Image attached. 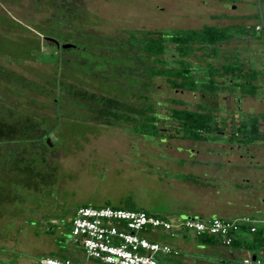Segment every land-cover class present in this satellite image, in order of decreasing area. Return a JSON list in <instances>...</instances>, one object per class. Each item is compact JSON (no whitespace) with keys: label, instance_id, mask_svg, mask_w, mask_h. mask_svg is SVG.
<instances>
[{"label":"rangeland","instance_id":"374dc122","mask_svg":"<svg viewBox=\"0 0 264 264\" xmlns=\"http://www.w3.org/2000/svg\"><path fill=\"white\" fill-rule=\"evenodd\" d=\"M0 15L26 26L22 32L0 27L1 38L7 40L1 41L7 54L5 48H0V105L35 116L48 131L45 136L41 133V142L47 146L39 153L43 164H39L41 159L35 151L11 154L5 149L16 144L0 142V188L5 192V196L1 193L5 202L0 207V264H36L44 256V244L37 243L34 234L55 239L58 253H68L71 248L79 252L65 218L80 206L144 209L175 225L187 217L181 214L193 215L194 209H202V218H209L212 206L193 196L187 184L203 185L205 174L197 178L189 175L185 160L170 154L175 145H191L180 138L179 124L171 118V109L195 112L198 106L204 107L212 114L216 127L224 131L206 135L208 142H239L256 155L264 168V139L249 142L243 137L250 130L252 118L264 114V35L255 30L260 16L264 20V0H0ZM204 26H232L227 30L232 37L218 47L216 60L210 61L203 52H195L188 60L192 67L204 68L192 72L199 81L208 75L207 62L214 63L221 88L216 94L171 89L165 78L143 73L163 65L134 60L137 52L130 42L136 31L157 36L160 32L165 38L175 30ZM43 37L77 49L55 50L53 44L47 46ZM29 39L40 42V51L30 53L34 58L19 60L10 53L13 43L24 44ZM173 55L176 53L171 48L168 65H174ZM55 56L61 70L80 75L93 86L87 88L90 93L97 89L96 95L101 96L99 89H108L101 84L113 85L119 91H110L112 98L105 105L68 92L57 93L52 102L11 83V74L30 81H41L53 74L44 62ZM235 60L245 70L237 81L252 82L258 87L256 97L243 96L237 88L230 90L233 75H224L222 64ZM258 128L262 132L264 124ZM48 139L51 147L46 143ZM175 150L181 152L179 148ZM173 165L176 169L171 168ZM232 190L219 193L216 203H225L227 198L229 211L237 214L221 218L248 216L256 228L254 233L245 227L236 234L242 245L235 248L238 253L233 259L221 250L214 251V257L210 249L201 251L204 246H200L194 232L182 227L171 232L155 230L163 236L161 242L179 251L177 257H160L167 258L169 264L183 260L244 264V259L255 264L252 255L260 251L264 264V243L257 242L264 240L263 200H249L242 192Z\"/></svg>","mask_w":264,"mask_h":264},{"label":"trees","instance_id":"16d2710c","mask_svg":"<svg viewBox=\"0 0 264 264\" xmlns=\"http://www.w3.org/2000/svg\"><path fill=\"white\" fill-rule=\"evenodd\" d=\"M2 1L17 2V0ZM24 26L25 25H19L18 22L13 23L6 16L3 17L2 15H0V27L2 28L5 27V29L7 30L14 29L16 31L22 32V30L26 29V26ZM228 28H232V26H227L224 28L204 26L201 29L197 30L179 29L167 33L165 38L162 37V34L160 32L159 36H157L156 33L149 31L139 32L141 37H137L139 36V34L136 31L134 35H131V39L133 42H130V45L132 49H136L137 52L135 53L136 58L134 60L143 63L152 61L158 66L163 65L164 68L143 70V73L146 76L148 74L147 72H149L150 77L165 78L170 88L174 90H182L187 92L199 91L201 93L216 94L217 92L221 91V88L218 86L220 75L217 73L214 63L210 61H214L219 57L218 47L231 39L232 34L227 31ZM35 29L39 30L38 32H40V29L38 27H35ZM44 38L45 37H43V39ZM1 41L7 42V40H3L0 36V48H2L3 50L5 47L2 46L3 43L1 44ZM39 43L40 42L38 39H29L24 44L13 43L15 45H13L11 52H8L18 57L19 60H23L24 58L29 57L34 58V56L30 55V53L31 51H40ZM47 46H52V44L49 43ZM171 48H173V51L176 53V55H173L172 59V63H174V65H168L167 63V56ZM70 49L77 48L75 47ZM4 50L7 54V49L5 48ZM195 52H203V54L210 59V61L207 62V68L205 69L206 71H208V75L206 78H202L203 81L197 80L192 72H199L204 68H194L188 61L191 55H193ZM44 63L51 67L53 74L47 77L44 76L41 81H30L24 79L22 76L11 74V83L15 87H20L23 90H28V92L31 91L32 93L43 97L45 100L52 102L56 101L55 99L57 98V93L61 94L68 92L72 93L74 97L77 98H90L92 100L98 101L100 100L101 105H105L104 102L107 101V99L109 100L110 98H112L109 95V92L114 91V93H117L119 91V89L113 87V85L101 84V86H105V88L108 89L104 90L100 88L99 90L102 95L97 96V89L95 92L90 93L87 88H93V86L84 81L80 75H74L67 71L61 70L57 56L49 61H45ZM240 63L241 62L235 60L234 62L227 61L225 64H222L224 75L229 72L233 75L231 83L233 87H230V90L237 88L243 96L256 97L258 87L253 85L252 82L237 81L238 79L242 78L241 74L245 71L243 70V66H240ZM252 76L255 77L254 74ZM28 100L30 103L35 102L31 99ZM46 107L47 106H45V108ZM198 108L199 110L195 112L185 109L170 110L171 118L179 124L178 130L181 131V139L201 142L206 139V135L221 132L220 128L216 127L212 114L204 111L205 108L202 106H198ZM142 109L143 107L141 108V110ZM140 115L142 116L143 114ZM261 123L264 124V114L254 116V118H252L251 120L250 130L248 134L244 135L243 137H245L246 140L248 139L249 142L263 140L264 130L262 132H259L260 130L258 128ZM140 125L141 127H144L145 123L141 122ZM44 128V123L39 121L35 116L22 115L16 112L13 108L2 104L0 105V142H2L3 145L13 143L17 146L5 149V151H7L8 153L12 154L16 151L19 152L20 150L22 151V153L20 154H23V152H27L26 150L35 151V153L38 154L37 157L39 158V160L41 159L39 161V164H41L43 162V159L41 158L39 153H43L45 151L42 148H47L46 144L41 142V139L43 137L41 136V133H44V136L46 133L48 134V131L44 130ZM156 130L157 128H154V131ZM116 208H124L125 210L131 209L128 206L122 205L117 206ZM244 228L245 227H242L240 230H243ZM197 238L199 239L200 246L212 247L220 244L221 241L215 236L209 234H203L197 236ZM257 242L263 245L264 240L257 239ZM241 245L242 241L235 235L231 247L238 248Z\"/></svg>","mask_w":264,"mask_h":264},{"label":"built area","instance_id":"2783aa9c","mask_svg":"<svg viewBox=\"0 0 264 264\" xmlns=\"http://www.w3.org/2000/svg\"><path fill=\"white\" fill-rule=\"evenodd\" d=\"M260 17L261 24H257L255 30L264 35V20ZM181 227L191 230L196 236L213 235L226 247L231 246L242 227L249 228L252 233L256 231L255 222L249 217L236 220L186 218L175 225L145 211L80 206L71 220L70 235L85 260L77 262L44 257L38 264H161L157 260L158 255L177 257L179 251L167 244L149 241L140 234L148 230L171 232ZM244 263L249 264V261Z\"/></svg>","mask_w":264,"mask_h":264},{"label":"crops","instance_id":"0c3cea01","mask_svg":"<svg viewBox=\"0 0 264 264\" xmlns=\"http://www.w3.org/2000/svg\"><path fill=\"white\" fill-rule=\"evenodd\" d=\"M224 131H221L223 133ZM186 142H189L191 145L188 147H182L175 145L174 149L173 147L170 149V154L173 157H178L181 160H185V162L188 164L190 170L188 172L189 175L197 178L202 174H205L203 176L206 181L203 185H199L197 183L188 182L189 190L191 191V194L195 197H198L204 201L205 204L211 205L212 208L209 210V218L203 219V210L200 209H194L190 214H181V215H187L186 218H195L200 220H210L212 218H220L226 217L227 215H232L235 211H229V206L226 205L228 202V199H225V203H216V196L220 193L224 195V193L231 192V188H233V192L239 194V192H242L243 195H247L249 200H254L255 197L262 199L264 204V195H263V187H264V180H261L262 177V171H264V168H262V165L259 163V160L256 158L255 154H252L251 151H248V149L243 146V144H229L228 142H215L211 141L208 142L207 139L201 142H195L190 140H183ZM167 144V142H166ZM174 144V143H173ZM169 145V144H167ZM172 145V144H171ZM175 148L181 149V152H177ZM172 150V151H171ZM245 152V153H243ZM171 168L176 169V166H172ZM179 167H177L178 169ZM0 173V177H1ZM3 177V176H2ZM1 177V178H2ZM32 179V178H31ZM235 179V180H234ZM33 180V179H32ZM0 181H3V179H0ZM5 181V180H4ZM31 187V186H28ZM230 190V191H229ZM246 192V194H245ZM5 196V192L1 191L0 188V207L2 203H4V198L2 195ZM256 193L258 196H256ZM228 198L230 197L229 194ZM263 196V197H261ZM90 206V205H89ZM122 209V208H121ZM139 211H145L144 209H140ZM201 212V216L197 217V214ZM74 212H72L68 217L65 218V221L68 222L67 224H71V220L74 216ZM153 215H156L155 213L147 212ZM196 213V214H194ZM237 213H233V215H236ZM2 215L0 214V217ZM159 217V216H158ZM248 216H241L236 219H242ZM185 218V219H186ZM226 220V219H223ZM35 238L37 240V243L44 244L43 251L44 256L41 257L39 260H41L44 257H54L61 256L62 258H57L60 260L69 259L72 261H84L85 258L82 254V251L80 247L76 244L75 245L80 251L78 252L76 249L71 248L68 253H58L59 250H56L54 248V242L55 239H45L42 236H37L36 234ZM33 235V236H34ZM141 236L148 239L152 242L157 243H163L167 244L165 241L161 242V238L163 237L155 230H148L146 232H142ZM169 245V244H167ZM171 246V245H169ZM172 247V246H171ZM212 250L210 251L211 256L214 257V251L218 253V250H221V252H224L225 254H228L230 257L228 259H233L238 251H236L233 247H226L222 244L220 241V244L216 246H204V249H201V251L204 250ZM261 255V252H257L256 254L252 255V261L257 264H261V260L259 257ZM263 255V254H262ZM161 255L157 256V260L161 264H169V260L164 257H160ZM208 256V257H211ZM217 257V256H216ZM39 260L36 264H38ZM247 259L243 260L244 261ZM183 262V263H182ZM178 264H212L208 261H192L189 262L187 260H183L178 262ZM245 264V263H244Z\"/></svg>","mask_w":264,"mask_h":264},{"label":"water","instance_id":"95a60500","mask_svg":"<svg viewBox=\"0 0 264 264\" xmlns=\"http://www.w3.org/2000/svg\"><path fill=\"white\" fill-rule=\"evenodd\" d=\"M44 40L46 42L52 43L55 46L56 50H60V49L65 50V49L75 48L74 45H71V44H68V43L60 44L56 39L51 38V37H45ZM46 143L48 144V147L52 146V144H51L49 139L46 141Z\"/></svg>","mask_w":264,"mask_h":264},{"label":"flooded vegetation","instance_id":"af4514ba","mask_svg":"<svg viewBox=\"0 0 264 264\" xmlns=\"http://www.w3.org/2000/svg\"><path fill=\"white\" fill-rule=\"evenodd\" d=\"M52 44V43H51ZM55 47V46H54ZM60 50H63V49H60Z\"/></svg>","mask_w":264,"mask_h":264}]
</instances>
